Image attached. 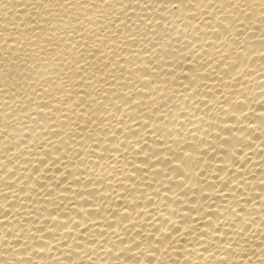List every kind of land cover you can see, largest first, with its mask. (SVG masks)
<instances>
[{"label": "bare ground", "instance_id": "1", "mask_svg": "<svg viewBox=\"0 0 264 264\" xmlns=\"http://www.w3.org/2000/svg\"><path fill=\"white\" fill-rule=\"evenodd\" d=\"M0 264H264V0H0Z\"/></svg>", "mask_w": 264, "mask_h": 264}]
</instances>
